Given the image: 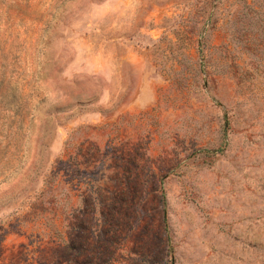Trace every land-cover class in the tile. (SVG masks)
Listing matches in <instances>:
<instances>
[{
  "label": "rangeland",
  "instance_id": "obj_1",
  "mask_svg": "<svg viewBox=\"0 0 264 264\" xmlns=\"http://www.w3.org/2000/svg\"><path fill=\"white\" fill-rule=\"evenodd\" d=\"M0 264H264V0H0Z\"/></svg>",
  "mask_w": 264,
  "mask_h": 264
}]
</instances>
